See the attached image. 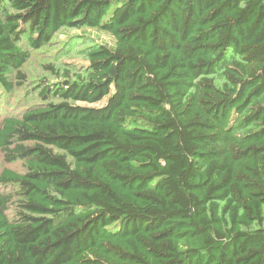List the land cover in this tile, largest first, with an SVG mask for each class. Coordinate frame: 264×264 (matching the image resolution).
Instances as JSON below:
<instances>
[{
    "label": "trees",
    "instance_id": "obj_1",
    "mask_svg": "<svg viewBox=\"0 0 264 264\" xmlns=\"http://www.w3.org/2000/svg\"><path fill=\"white\" fill-rule=\"evenodd\" d=\"M63 28L86 62L0 109V264H264V0H0V92Z\"/></svg>",
    "mask_w": 264,
    "mask_h": 264
},
{
    "label": "rangeland",
    "instance_id": "obj_2",
    "mask_svg": "<svg viewBox=\"0 0 264 264\" xmlns=\"http://www.w3.org/2000/svg\"><path fill=\"white\" fill-rule=\"evenodd\" d=\"M81 31V29L63 28L53 35L48 44L38 49L30 48V57L22 67L25 79L20 80L21 84L14 86L8 94L0 92V109H5L6 113L17 115L25 108L42 102L37 95V92L45 85L40 82L42 79L51 82L61 80L60 77L65 70L70 71V75L75 74L86 62L83 50L87 44L86 39L72 36ZM90 35L100 42L108 40L104 34L93 32ZM48 66H52L53 70ZM56 70L57 73H55ZM4 168L18 172H23L25 169L22 160L5 162L0 151V171ZM11 211L14 212V205L10 208Z\"/></svg>",
    "mask_w": 264,
    "mask_h": 264
}]
</instances>
